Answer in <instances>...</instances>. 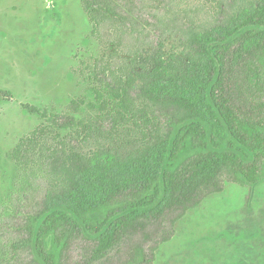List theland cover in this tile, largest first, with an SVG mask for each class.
Returning <instances> with one entry per match:
<instances>
[{"label": "trees", "instance_id": "obj_1", "mask_svg": "<svg viewBox=\"0 0 264 264\" xmlns=\"http://www.w3.org/2000/svg\"><path fill=\"white\" fill-rule=\"evenodd\" d=\"M80 1L101 48L93 102L24 106L47 123L11 159L47 185L0 226V264H155L188 212L263 174L264 0Z\"/></svg>", "mask_w": 264, "mask_h": 264}, {"label": "rangeland", "instance_id": "obj_2", "mask_svg": "<svg viewBox=\"0 0 264 264\" xmlns=\"http://www.w3.org/2000/svg\"><path fill=\"white\" fill-rule=\"evenodd\" d=\"M194 2L186 0L184 8ZM91 30L80 0H0V91L10 93L0 103V226L26 196L42 195L47 185L11 159L20 140L47 123L24 106L64 115L74 99L93 102L85 79L101 48ZM179 48L178 41H167L165 58ZM260 66L264 85V60ZM92 116L87 108L77 119ZM192 153L186 150L178 163ZM95 217L102 220L105 213ZM46 248L58 256L52 237ZM155 264H264V168L257 184L227 183L222 193L188 212L176 223L172 241L161 246Z\"/></svg>", "mask_w": 264, "mask_h": 264}]
</instances>
